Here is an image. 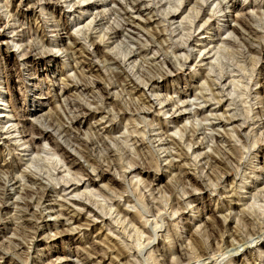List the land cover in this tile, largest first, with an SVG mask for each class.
Returning a JSON list of instances; mask_svg holds the SVG:
<instances>
[{"label": "rangeland", "instance_id": "374dc122", "mask_svg": "<svg viewBox=\"0 0 264 264\" xmlns=\"http://www.w3.org/2000/svg\"><path fill=\"white\" fill-rule=\"evenodd\" d=\"M35 2L0 0V264H264V0Z\"/></svg>", "mask_w": 264, "mask_h": 264}, {"label": "bare ground", "instance_id": "6f19581e", "mask_svg": "<svg viewBox=\"0 0 264 264\" xmlns=\"http://www.w3.org/2000/svg\"><path fill=\"white\" fill-rule=\"evenodd\" d=\"M41 0H36V2L34 3V4H38L39 2H40ZM45 2L46 1H49V0H44ZM51 1V0H50ZM67 2V1H66ZM47 3V2H46ZM64 3H65V1H64ZM76 3H77V1H76ZM179 3V2H178ZM70 4V3H69ZM75 4V3H74ZM73 4V5H74ZM78 4V3H77ZM71 5V4H70ZM69 6V5H68ZM71 7H73V6H71ZM123 7V6H122ZM199 7V6H198ZM89 8L88 7H86V8H82V7H80L79 8V11H81L80 12V14H79V16L80 17H77V20L79 19V18H81L82 16H83V13L84 12H86L87 10H88ZM42 10V9H41ZM122 10V9H121ZM136 11H139L138 9L136 10ZM131 16V15H130ZM129 18V17H128ZM90 21H91V19H90ZM127 21V20H126ZM128 22V21H127ZM239 22V21H238ZM88 24H86V25H84V27L85 26H87V27H89V25H91L92 24V21H91V24H90V22H87ZM130 24V23H129ZM240 24H241V22H240ZM246 24V23H245ZM248 25V24H247ZM86 27V28H87ZM247 27H249V26H247ZM85 29V28H84ZM56 43V42H55ZM68 44V43H67ZM42 45V44H41ZM91 45H93L92 43H91ZM71 47H69V50H72L73 51V54H76V52H75V48H76V46L74 45V43H72L71 45H70ZM222 48V47H221ZM32 49V48H31ZM39 49V48H38ZM44 49V48H43ZM46 49V48H45ZM68 49V48H67ZM97 49H98V43L97 44H95V48H94V54L95 53H97ZM34 51V50H33ZM43 51V50H42ZM41 51V52H42ZM31 51H29L28 53H30ZM48 53V52H47ZM49 54V53H48ZM48 54H46V55H48ZM92 54V53H91ZM23 55H27L26 53H24ZM32 55V54H31ZM49 56V55H48ZM91 56L92 55H90V53L89 52H87V53H85V55L83 56V61H81L83 64H86V62H87V65H89V66H92V64H93V62L91 61ZM52 57V56H51ZM97 57V56H96ZM104 57V56H103ZM42 58H43V56H42ZM49 59V58H48ZM104 59H106V57L104 58ZM111 59V60H110ZM109 60L110 61H112V58H110ZM50 60H52L51 58H50ZM109 60H107V61H109ZM80 61V60H79ZM50 62V61H49ZM115 62V61H114ZM113 62V63H114ZM76 63V62H75ZM112 63V62H111ZM173 63V62H172ZM81 64V63H80ZM82 64V65H83ZM174 66V65H173ZM94 68V67H93ZM121 74V73H120ZM122 75V74H121ZM147 75V74H146ZM148 82V81H147ZM94 86H95V88L97 87L98 88V83L96 82V83H94L93 84ZM97 85V86H96ZM143 85H145V84H143ZM138 86V85H137ZM146 86V85H145ZM147 86H149V85H147ZM140 87V86H139ZM150 87V86H149ZM82 88H84V90H86L88 87L84 84V85H82ZM121 88V87H120ZM138 88V87H137ZM136 89V88H135ZM63 94H66L68 91H69V89L65 86V88H63ZM77 107L79 108V111L82 113V116H87V117H92V118H94V117H97L98 116V111L97 110H91V109H88V108H85L84 106H82V105H77ZM79 112V113H80ZM51 117V116H50ZM53 117H54V115H53ZM102 118V117H101ZM7 122H9V121H7ZM73 124H74V122L73 121H71L70 122V127H64L63 126V128H62V132L64 133V134H67L68 135V133L70 132V130H71V128H74V126H73ZM109 131V130H108ZM43 134H46L45 133V130H42L41 131V133H40V135H43ZM63 134V135H64ZM74 137V136H73ZM32 138V137H31ZM76 138H78V137H76ZM74 139V138H73ZM75 140V139H74ZM82 142V141H81ZM80 142V143H81ZM87 143H85V145H86ZM78 145H80V144H78ZM82 145V144H81ZM84 144H83V146H85ZM86 147V146H85ZM86 150V149H85ZM212 158V157H211ZM211 158H210V160H211ZM76 160V159H75ZM74 159L72 160V165H76V161H75ZM212 160H214V159H212ZM215 165H216V161H214L213 162ZM15 165V164H14ZM10 167L14 170V169H16V167L15 166H12V165H8V164H3V165H0V170H4L5 168H7V169H10ZM29 167V166H28ZM220 167V166H219ZM100 169H102V168H100ZM6 170V169H5ZM17 170V169H16ZM98 170V169H97ZM98 174V173H97ZM101 176V175H100ZM25 177H26V180L28 181V182H30V183H32V184H34V185H38V189H37V192H35V191H31V190H27L26 189V191H24L22 194H21V198H20V196H19V198L21 199L19 202H15L16 204H14V205H16V207H14V208H17L18 209V214H19V216L22 218V216L24 217H30V219L28 218H26L25 219V221H24V224L26 225V227L28 228L29 226H30V228H31V226L32 225H34L35 223H33L32 222V220L33 219H38V217H37V214H35V212L33 211L34 210V208H33V203H31V202H29V201H27V200H25L26 198H32L33 196H35V199L36 198H38V199H41V198H43L45 195H44V192H45V190L47 189H45V187H44V185H42L41 184V182H38V180H36V178L35 177H33V176H30V175H28V174H26L25 175ZM67 182V181H66ZM70 182V181H69ZM78 182H79V180H78ZM17 183V182H16ZM20 188V187H19ZM87 187H85V189H86ZM44 189V190H43ZM84 189V190H85ZM21 190H22V188H21ZM24 190V189H23ZM74 190H76V188L74 189ZM73 190V191H74ZM19 191H20V189H19ZM62 191H64V189L62 190ZM77 192V191H76ZM76 192H74V196L73 197H71V198H69L70 200H69V203H67L66 204V202H63V203H60L59 202V204H56V207H57V205H58V207L61 209L60 211H59V209H58V213L60 214V215H65V213L67 214H70V213H72L73 214V217H71V219L72 218H74V216L75 215H80V212H78V211H76V209L74 208V207H77L78 208V210H81V211H84V212H86V213H88V214H92L91 216L92 217H94L95 219H97V218H104L106 215H107V213H105V212H101V211H97L98 210V208H97V210H94V209H92V207H91V205L88 203V202H86V201H89V198L88 197H83L84 199H82V198H79V194L78 193H76ZM1 193V192H0ZM91 193V192H90ZM5 194V193H4ZM91 195V194H90ZM94 195V194H93ZM5 196V195H4ZM38 196V197H37ZM92 196V195H91ZM1 198V197H0ZM18 198V199H19ZM1 200H2V198H1ZM85 200V201H84ZM32 201V200H31ZM33 201H35V200H33ZM38 202V201H37ZM41 202V201H40ZM90 202V201H89ZM91 203V202H90ZM37 204V203H36ZM40 205V204H39ZM5 209V208H4ZM1 210H3V209H0V212H1ZM121 211V210H120ZM120 211H118L117 212V214H121V212ZM123 211H125V210H123ZM126 212V211H125ZM20 213L22 214V215H20ZM15 216H18V215H16L15 214ZM111 216V215H110ZM19 217V218H20ZM125 217V216H124ZM18 218V219H19ZM33 218V219H32ZM14 219V218H13ZM24 219V218H23ZM32 219V220H31ZM69 219V218H68ZM72 220H74V219H72ZM248 220V219H247ZM34 221V220H33ZM67 221H71V220H66L65 222H63L62 223V225L64 226L66 223H67V225L69 224V222H67ZM117 221V220H116ZM116 221H115V223H116ZM119 221V220H118ZM72 222V221H71ZM92 222H94L93 220L92 221H90V220H86V224L85 225H89V223H92ZM121 222V221H120ZM119 222V223H120ZM23 223V222H22ZM118 224V223H117ZM122 224H123V222H122ZM22 226V225H21ZM45 226H47V227H51L50 225H45ZM262 226V225H261ZM16 227V226H15ZM33 227V226H32ZM263 227V226H262ZM262 227H260V230H262ZM17 228V227H16ZM18 228H20V227H18ZM15 229V228H14ZM21 229V228H20ZM257 229V228H256ZM40 229L39 228H36L34 231H32V232H30V234L31 235H29V234H25V232H24V234H23V239L22 240H18V244L19 245H21L22 247L24 246V244H25V239L26 238H28V237H30V238H34L37 234H39V231ZM15 231V230H14ZM18 231V230H17ZM22 231H23V229H22ZM257 234V233H256ZM20 236V235H19ZM15 240H16V238H14ZM19 239V238H18ZM12 241V240H11ZM17 241V240H16ZM28 242V241H27ZM14 244V243H13ZM17 244V245H18ZM26 245V244H25ZM244 245V244H243ZM111 247V246H110ZM109 247V248H110ZM25 248V247H24ZM22 249V248H21ZM94 251V250H93ZM120 252V251H119ZM95 253H96V251H95ZM122 254V253H121ZM77 255H79V257L80 258H82L81 260H85V261H87V259H85L86 257H84L83 258V256H84V254H80V253H78ZM118 254H116V256H117ZM101 256V255H100ZM123 256V255H122ZM2 259V258H1Z\"/></svg>", "mask_w": 264, "mask_h": 264}]
</instances>
